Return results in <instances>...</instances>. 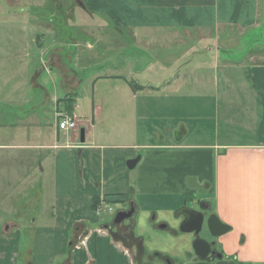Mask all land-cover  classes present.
I'll return each mask as SVG.
<instances>
[{
	"label": "crops",
	"instance_id": "1",
	"mask_svg": "<svg viewBox=\"0 0 264 264\" xmlns=\"http://www.w3.org/2000/svg\"><path fill=\"white\" fill-rule=\"evenodd\" d=\"M146 1L149 5L147 9L140 8L138 0L134 1L136 5H124L117 9L121 20L118 21V34H129L128 44L135 47L158 44L156 35L159 31L166 36L175 35L170 39L166 37L181 45L179 53L168 58L171 77L153 83L159 72V57L156 54H146L152 71L147 81H140V90L120 76L117 79L113 78L114 75L105 76L123 84H114L113 90L110 89L104 97L106 100L93 104V127L87 122H77L79 132L84 130V142L80 143L77 133L73 141V133L70 132L62 134L63 146L41 147L55 149L52 153L57 159L61 155L59 149L63 148L75 162L74 149L78 148L80 160L79 168L75 165V173L72 174L77 196L71 206L62 196V190L58 188L57 191V172V197L49 218L50 212L46 214L42 197L34 200L35 221L39 226L53 222V243H57V249L48 253L44 264H55L65 253L69 257L61 264H145L142 260L145 249L139 255L136 248L133 250L130 247L132 250L129 249L128 253L121 244L128 241L119 239L121 242H117L114 239L118 232L113 230L117 227L106 230L104 227L108 224L103 223L112 216V203L120 207L118 212L125 211L130 202L137 206V213L145 211L136 198L149 206L156 203L170 206L168 209L162 207L160 212L174 210L171 208L178 202L183 204L184 198H189V201L199 198L212 208L213 214L222 223L230 227L238 244L235 245L234 241L229 243L227 235L221 242L228 253L222 252L219 259H192L193 264H264V56L259 57L262 65L251 67H246V62L242 61L223 63L226 60L222 59V55H229L230 51L222 52L215 42V46L204 48V52H210L207 60L202 58L184 64L193 52H197L192 47L195 42H212L204 36L219 29L229 36L226 30L234 27L240 30L238 35L242 41L241 50L233 55L243 54L241 59H245L250 52H246L248 28L258 26L259 0H227V5L223 7L221 4L217 6L219 0ZM49 2L55 3V0ZM190 5L216 7L208 13L193 16L186 8ZM193 29L197 31L195 38L192 37ZM130 56H124L126 61ZM104 58L109 59L107 56ZM59 62L55 61L56 68L60 67ZM193 64L194 67L188 69ZM136 76L135 73L129 75L132 80ZM96 85L97 82L94 83ZM69 99V95L64 98L65 101ZM107 110L108 114L117 110L125 116L134 131V138H138L131 140V146L96 145L95 128L102 125ZM71 115L75 116V113ZM143 116H150L151 122L143 123L141 130ZM168 123L169 136L166 135L163 142L162 126ZM101 131H104L102 136L111 133L106 129ZM140 133L150 138L149 143H142ZM66 137H72L73 143H68L71 145L65 142ZM137 156L140 159L131 174L125 164ZM39 192L40 195L43 192L42 185ZM94 198L111 213L104 211L105 214H96L92 208ZM80 205L83 209L87 207L89 217L78 215ZM150 212L155 215L157 210L150 209ZM22 215L24 213H18L19 217ZM25 223L22 221L20 226L9 223L6 235L0 231V237L8 242L4 253L0 252L2 264H19L22 259V264H32L29 257L31 250L20 243L21 237L25 235L33 242L38 235L41 238L45 229L38 228L31 234L27 231L33 228ZM11 231H14L12 235ZM131 231L132 238L141 239L134 236L133 229ZM67 232L70 234L69 245H66ZM110 241L113 244L110 245ZM110 251L114 256L107 257ZM233 254L237 257L234 260L231 257Z\"/></svg>",
	"mask_w": 264,
	"mask_h": 264
},
{
	"label": "rangeland",
	"instance_id": "2",
	"mask_svg": "<svg viewBox=\"0 0 264 264\" xmlns=\"http://www.w3.org/2000/svg\"><path fill=\"white\" fill-rule=\"evenodd\" d=\"M134 1L55 0V3H50L49 0H0V231L6 235L5 229H8L9 223L20 226L22 221L33 228L27 231L31 234L38 228L45 229L41 238L38 235L33 242L25 235L21 237L20 243L31 250L29 257L32 264H44L48 253L57 249L51 231L53 222L39 226L35 221L34 200L42 197L46 214L50 212L49 218L57 197L56 172L57 191L58 188L62 190V196L67 199L69 206L77 196L72 174L75 173V165L77 169L79 168L78 148L74 149L76 162L63 148L59 149L61 154L59 159L52 153L55 149L41 148L48 145L63 146L62 134L70 133L60 131L58 125L61 118L57 113L73 112L78 123L87 122L93 127L91 118L93 104H100L103 99L106 100L104 97L110 89L113 90L114 84H123L105 76L114 75L115 79L120 76L126 79L129 85L137 86V90H140L139 86L142 84L140 81H147L146 78L151 76L150 71H152L146 54L151 56L156 54L159 57V72L153 83L169 80L171 77L168 58L172 54L179 53L181 45L169 41L166 37L173 38L175 35L166 36V33L159 31L156 35L158 44L150 43L147 46L135 47L128 44L131 38L129 34L123 36L118 34V21L121 20L117 9L124 5H136ZM138 1L140 8H149L146 0ZM227 3V0H219L217 6L221 4L223 7ZM263 5L264 0H259L258 26L248 28L250 32L257 31L250 36V52L245 59L233 58V54L241 50L242 41L238 35L240 30L234 27L226 30L229 36L225 35L223 29H219L204 36L206 40H213L212 42L208 44L195 42L192 47L197 49V54L193 52L184 64L202 58L207 60L210 52H204V48L208 45H216L222 49V52L230 51L229 55H222V59L226 60L223 63L233 59L246 62V67L262 65L263 62L259 57L264 56V33L260 30ZM215 7L190 5L186 8L191 15L197 16L208 13ZM192 32V37L195 38L197 31L193 29ZM215 42L217 44L214 45ZM128 54L131 56L126 61L124 56ZM230 55L232 58H229ZM105 56L109 59H105ZM137 59L139 62L135 63ZM58 60L61 68L54 66L55 61ZM249 60L251 62L248 64ZM194 65H190L188 69L193 68ZM134 73L137 76L132 80L129 75L133 76ZM195 80L194 78L193 81ZM96 82L97 85L94 86ZM68 95L72 99L70 109L63 105L66 104L64 98ZM55 99L60 102L56 103ZM121 99L120 95L119 100ZM107 112L108 110L103 115L102 125L95 128L96 145L100 143L127 148L126 146H131V140H138L137 137L134 138V131L125 116H121V111L112 110L110 114ZM65 115L69 114L65 113L62 116ZM146 122H151L150 116L142 117L141 130L144 128L143 123ZM102 129L111 133L102 136L104 132L101 131ZM162 130L164 142L166 135L169 136V123L164 124ZM71 133L74 141L76 130ZM71 138H65L67 145L73 143ZM139 138L142 143H149L150 138L144 134L140 133ZM87 142L88 139L85 143ZM88 169L90 170V165ZM129 172L133 173L132 170ZM79 173L80 171L76 177L77 182H79ZM40 185L43 186L41 195ZM188 199L184 198L183 204L186 202L187 206H193L195 203L189 202ZM136 201L145 211L137 213L131 222L126 220L116 225L117 230H113L115 233L118 232L114 237L115 241L127 240L128 242L121 244L128 253L129 249L132 250L130 247L133 250L136 248L139 255L145 249L146 254L142 256L145 264H167L161 261L163 257L168 258L170 264H193V255L190 257L186 255L191 250L192 238L190 234L179 231L181 218L177 219L175 216L182 204L178 202L170 212H160L159 209L163 207L161 204L149 206L147 203L144 204L143 200L136 198ZM96 208L93 209L95 213ZM103 209L104 206L99 204V210ZM112 209V216L106 218L104 224H111L120 207L112 203ZM150 209H156V214L151 213ZM88 211L87 207L84 209L81 207L78 215L89 217ZM18 213L24 215L19 217ZM161 225H166V229H160ZM131 229L134 236L141 239L132 238ZM13 232L11 231L10 235ZM66 234V245H69L70 234L69 232ZM227 235L229 243L234 241L235 245L238 244L231 230L224 238ZM109 244L113 243L110 241ZM7 247L8 242L0 237V252L3 254ZM226 250L224 246L222 252H227ZM108 256L112 257L114 253L110 251ZM67 257L69 256L65 253L55 264H61ZM1 262L3 261L0 256V264ZM22 262L23 259L19 264Z\"/></svg>",
	"mask_w": 264,
	"mask_h": 264
},
{
	"label": "water",
	"instance_id": "3",
	"mask_svg": "<svg viewBox=\"0 0 264 264\" xmlns=\"http://www.w3.org/2000/svg\"><path fill=\"white\" fill-rule=\"evenodd\" d=\"M260 30L264 33V5H263L262 24H261ZM256 31L257 30H255L254 32H250L248 34L249 41H250V36L256 34ZM248 50H250L249 45L247 47L246 52ZM237 57L240 59L243 57V54L235 56L236 59L234 57L233 58L235 60H238ZM235 60L232 59V61H235ZM83 142H84V130L81 129L80 130V143L82 144ZM139 159H140L139 157H136L135 159L128 160L125 164L127 170H133L136 164L138 163ZM201 204L208 206V204L205 201H203L202 203L200 202L199 211H195L187 207H182L176 212L175 216L180 214L183 217L179 225V231L181 233L194 234V236L196 237L198 233L200 232V229L202 228V226L205 225L206 229L208 230V232L210 233L212 237H221L223 235H226L229 232L230 227L222 223L215 214L209 215L204 220L202 211L206 210L207 207H202ZM128 207H129L128 210L120 211L115 214L111 222V225H110L111 227L121 224L126 220L127 221L133 220V218L137 214V206L133 202H130ZM108 228L109 226L104 227V229L106 230ZM159 228L166 229V225H161L159 226ZM202 246H204V248H202ZM192 250L194 252V255L198 259L205 260L209 253V245L205 241L196 238L192 242ZM166 263L170 264V261L167 259Z\"/></svg>",
	"mask_w": 264,
	"mask_h": 264
},
{
	"label": "flooded vegetation",
	"instance_id": "4",
	"mask_svg": "<svg viewBox=\"0 0 264 264\" xmlns=\"http://www.w3.org/2000/svg\"><path fill=\"white\" fill-rule=\"evenodd\" d=\"M189 202H192V203H195V204L193 206H187V204L185 202L184 204H182L181 207H187V208L193 209L195 211H199L200 202L202 203L203 200L202 199L195 198V199H193V200H191ZM201 206L202 207H207L206 210L202 211L203 216H204V220H205L209 215L213 214V211H212V208L209 207V205L206 206L204 204H201ZM126 210H128V208ZM176 218L177 219L178 218H181V221L183 219V217L180 214L179 215H176ZM116 227H118V226H116ZM116 227L109 228V229H115ZM190 236L192 238V242L197 238V239H201V240L205 241L209 245V253H208V256L206 257V259H209V258L210 259H219V258H222V249L224 248V243H222L221 241H222V239L224 238L225 235H223L221 237H212L210 235V233L208 232V230L206 229L205 225H203L202 228L200 229V232L198 233V235L196 237L194 236V234H190ZM192 242H191V250H190V252H188L189 254L186 253V255H189V257H190V255L195 256L194 255V252L192 250ZM241 242H242V240H241ZM202 248H204V246H202ZM236 258L237 257L234 254L233 257H232V260H234ZM167 259L168 258L163 257V258H161V261L166 262ZM194 259H198V258L195 256Z\"/></svg>",
	"mask_w": 264,
	"mask_h": 264
},
{
	"label": "built area",
	"instance_id": "5",
	"mask_svg": "<svg viewBox=\"0 0 264 264\" xmlns=\"http://www.w3.org/2000/svg\"><path fill=\"white\" fill-rule=\"evenodd\" d=\"M61 119L59 121V129L60 131L62 132H71L73 130H75L77 128V120H76V117L75 116H71V115H65V116H62L63 114H57ZM104 206V209L103 210H99V206L96 208V214H101L102 212H106V213H111V210L106 208L105 205Z\"/></svg>",
	"mask_w": 264,
	"mask_h": 264
},
{
	"label": "trees",
	"instance_id": "6",
	"mask_svg": "<svg viewBox=\"0 0 264 264\" xmlns=\"http://www.w3.org/2000/svg\"><path fill=\"white\" fill-rule=\"evenodd\" d=\"M132 87H133V85H131ZM65 101V100H64ZM57 102H60V101H57ZM56 102V103H57ZM66 102V104H63L64 106H66L67 107V109H70L71 108V103H72V99H69V100H67V101H65ZM67 113L69 114V115H71V112H69V111H67ZM179 135V134H178ZM179 137V136H178ZM92 208L93 209H95L96 207H97V205H99V202H97V198H94V199H92Z\"/></svg>",
	"mask_w": 264,
	"mask_h": 264
}]
</instances>
